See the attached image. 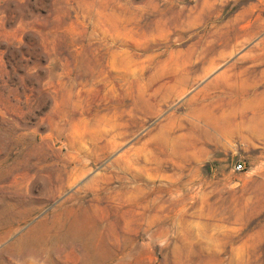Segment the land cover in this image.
Instances as JSON below:
<instances>
[{
	"label": "rangeland",
	"instance_id": "obj_1",
	"mask_svg": "<svg viewBox=\"0 0 264 264\" xmlns=\"http://www.w3.org/2000/svg\"><path fill=\"white\" fill-rule=\"evenodd\" d=\"M0 264H264V0H0Z\"/></svg>",
	"mask_w": 264,
	"mask_h": 264
},
{
	"label": "built area",
	"instance_id": "obj_2",
	"mask_svg": "<svg viewBox=\"0 0 264 264\" xmlns=\"http://www.w3.org/2000/svg\"><path fill=\"white\" fill-rule=\"evenodd\" d=\"M242 167H243V163L238 162V164H237V168H242Z\"/></svg>",
	"mask_w": 264,
	"mask_h": 264
}]
</instances>
